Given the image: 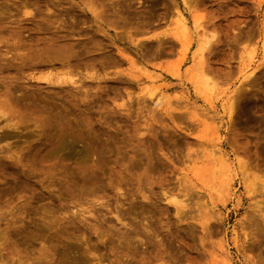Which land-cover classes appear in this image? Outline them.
Wrapping results in <instances>:
<instances>
[{
	"label": "rangeland",
	"instance_id": "rangeland-1",
	"mask_svg": "<svg viewBox=\"0 0 264 264\" xmlns=\"http://www.w3.org/2000/svg\"><path fill=\"white\" fill-rule=\"evenodd\" d=\"M263 37L264 0H0V264H264Z\"/></svg>",
	"mask_w": 264,
	"mask_h": 264
},
{
	"label": "bare ground",
	"instance_id": "bare-ground-1",
	"mask_svg": "<svg viewBox=\"0 0 264 264\" xmlns=\"http://www.w3.org/2000/svg\"><path fill=\"white\" fill-rule=\"evenodd\" d=\"M174 13H175V17L177 19V25H176L175 31L173 33V37L179 44L187 45L188 40H189V27H188V24L186 22L185 16L183 15V13L178 8L175 9ZM192 27H193L192 31L195 30V31H197V33H198V30L202 29V24H201L199 18L193 20ZM198 35H199V38L196 41L195 53L193 56L196 64L200 63V61L202 60L203 55H204L206 49L208 48L210 40H211V36L209 37V35L206 34L205 32L204 33L202 32L201 35L199 33ZM261 50H262L261 59H263V57H264V37L261 40ZM251 58H252V53H250L248 60H250ZM247 65L248 64H246V66ZM201 71L203 72V70H200V72L196 73V76L194 78H189V79L191 81V84H192L195 92L202 94V95H209V93L212 91L213 84L211 82H209L210 79L206 75V73H202ZM253 72H254V69L246 70V68H245V71L243 72V78H247V77L249 78L253 74ZM172 74L175 76L178 75L177 69H174V71H172ZM41 78L44 80H49L50 74L46 73V74L42 75ZM64 79H65V77L62 75H57L55 77V80L58 83L63 81ZM69 79L71 81H74L71 78H69ZM144 80L148 83H152L155 81V76H153L149 73H145ZM70 83L72 84V82H70ZM55 84H57V83H55ZM159 88H160L159 86H154L153 88L147 89V92L150 96H152L156 92V90ZM166 98H167V96L164 95L163 93H161L156 97V102L158 103L161 101H165ZM231 101H232V99L229 101V103H230L229 107L232 104ZM215 146L216 145L211 146L209 152H210V155L212 157H214V159L216 158L221 162L222 169L231 170L235 166H237V164H238L237 160H235V161L230 160L225 153H223L222 151L217 149ZM237 167H239V166H237ZM171 200L173 201V203L175 205L181 204V201L179 199H177L176 197H171ZM222 247L224 249H226L225 246H222Z\"/></svg>",
	"mask_w": 264,
	"mask_h": 264
}]
</instances>
